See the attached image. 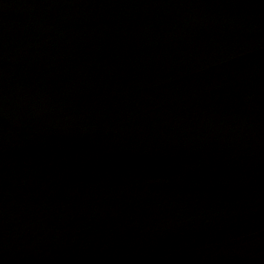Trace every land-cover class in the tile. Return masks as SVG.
Returning a JSON list of instances; mask_svg holds the SVG:
<instances>
[{"label": "water", "instance_id": "1", "mask_svg": "<svg viewBox=\"0 0 264 264\" xmlns=\"http://www.w3.org/2000/svg\"><path fill=\"white\" fill-rule=\"evenodd\" d=\"M0 264H264V0H0Z\"/></svg>", "mask_w": 264, "mask_h": 264}]
</instances>
